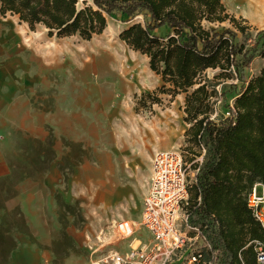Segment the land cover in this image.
<instances>
[{"label": "rangeland", "instance_id": "obj_1", "mask_svg": "<svg viewBox=\"0 0 264 264\" xmlns=\"http://www.w3.org/2000/svg\"><path fill=\"white\" fill-rule=\"evenodd\" d=\"M222 2L229 14L245 20L251 35L264 31V17L249 9L252 0ZM130 23L121 16L108 17L103 32L85 41L77 36L48 37L42 27L30 31L16 16H0V94H30V108L46 113L45 139L53 140L55 159L48 171L54 170L59 181L54 196L58 231L52 248L56 254L51 264H86L110 250L125 253L131 243L133 247L135 242L136 246L139 241L147 243L141 210L154 153L179 150L188 164L185 95L157 94L159 103L149 105L146 100L144 106L136 105L142 94L160 87L161 80L151 72L145 56L119 39ZM237 43L246 44L245 49L251 44L239 33ZM263 64V58L255 57L246 77L257 75ZM226 98L231 104V96ZM221 106L216 104L217 113L223 112ZM63 110H69V115ZM53 111L60 112L52 115L54 120L49 114ZM18 118L17 114L2 116L0 123L5 126L0 151L11 162L21 161L37 139L16 129ZM66 121L71 133L61 136L56 125L67 126ZM65 158L71 164L81 158L82 163L71 173L61 172ZM60 203L70 205L71 211L65 214ZM121 222L132 228L128 238L117 234ZM49 230L53 236L54 227Z\"/></svg>", "mask_w": 264, "mask_h": 264}, {"label": "trees", "instance_id": "obj_2", "mask_svg": "<svg viewBox=\"0 0 264 264\" xmlns=\"http://www.w3.org/2000/svg\"><path fill=\"white\" fill-rule=\"evenodd\" d=\"M7 14L30 31L42 27L48 37L85 41L103 32L108 17L131 22L119 39L145 56L161 80L154 92L140 96L137 107L146 100L159 103L157 94L185 95L186 157L190 170H198L189 189L190 207L197 196L201 199L190 209L193 221L211 220L210 239L220 264H239L240 252L245 264H254L252 249L243 247L250 240L264 241V230L245 198L254 183L264 184V64L255 76L246 77V70L255 57L264 59V31L251 35L245 20L229 14L222 0H0V16ZM238 33L250 41L249 48L237 43ZM216 104L223 112L217 113ZM31 142L21 161H9L10 175L0 179V189L7 181L12 187L47 173L55 159L52 137ZM63 161L59 169L69 173L82 163L81 158ZM59 206L65 214L72 209Z\"/></svg>", "mask_w": 264, "mask_h": 264}, {"label": "built area", "instance_id": "obj_3", "mask_svg": "<svg viewBox=\"0 0 264 264\" xmlns=\"http://www.w3.org/2000/svg\"><path fill=\"white\" fill-rule=\"evenodd\" d=\"M201 160L199 157L196 161ZM189 171L190 164L183 161L179 150L155 152L141 210V225L149 241H140L125 253L110 250L86 264H220L210 239L211 220L192 219L195 217L190 209L198 208L201 199L197 196L190 207L189 189L196 182L198 170H193L190 177ZM245 200L252 218L264 230V184L254 183ZM117 234L122 239L128 238L132 228L121 222ZM248 247L252 249L254 264H264V241L250 240L243 250ZM237 259L239 264H245L241 252Z\"/></svg>", "mask_w": 264, "mask_h": 264}, {"label": "crops", "instance_id": "obj_4", "mask_svg": "<svg viewBox=\"0 0 264 264\" xmlns=\"http://www.w3.org/2000/svg\"><path fill=\"white\" fill-rule=\"evenodd\" d=\"M16 37L24 38L20 34ZM29 95L0 94V123L3 120L2 116L13 117L17 114L19 118L16 129L43 140L46 137L43 129L46 113L34 112L30 108L27 99ZM68 100V97H65L66 109ZM68 112L69 110L62 111L66 115H69ZM58 113L60 112L49 113L50 119L54 120L52 115ZM31 121H35L36 124H32ZM7 122L11 123L12 120L9 119ZM67 122V126L56 125L59 135L70 136L71 129ZM54 125L52 123L51 126ZM3 128L5 126H0V142L3 140L1 135ZM55 131L57 132L56 129ZM9 175V160L0 151V179ZM58 181L55 171L51 169L46 174L37 176L36 179L20 180L12 187L7 181L0 189V240L3 242L0 246V264H51L50 261L55 259V246L52 248V245L57 241L58 231L56 225L58 214L54 197ZM48 220L53 222L48 223ZM50 226L54 227L53 236L50 235Z\"/></svg>", "mask_w": 264, "mask_h": 264}, {"label": "bare ground", "instance_id": "obj_5", "mask_svg": "<svg viewBox=\"0 0 264 264\" xmlns=\"http://www.w3.org/2000/svg\"><path fill=\"white\" fill-rule=\"evenodd\" d=\"M249 9H251L254 14H257V15L264 17V0L263 1L262 0H252V3L249 5ZM48 57H49V55H48ZM135 243H134V247L136 246ZM139 243H140V241H139ZM132 245H133V243L131 244V246Z\"/></svg>", "mask_w": 264, "mask_h": 264}]
</instances>
